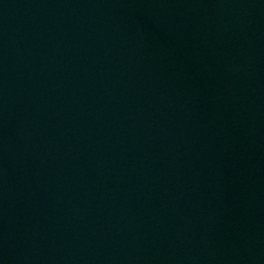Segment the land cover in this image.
Wrapping results in <instances>:
<instances>
[{
	"label": "water",
	"instance_id": "1",
	"mask_svg": "<svg viewBox=\"0 0 264 264\" xmlns=\"http://www.w3.org/2000/svg\"><path fill=\"white\" fill-rule=\"evenodd\" d=\"M0 264H264V0H0Z\"/></svg>",
	"mask_w": 264,
	"mask_h": 264
}]
</instances>
